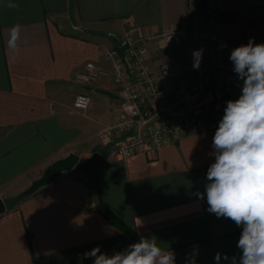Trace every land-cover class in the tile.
<instances>
[{
	"label": "crops",
	"instance_id": "crops-1",
	"mask_svg": "<svg viewBox=\"0 0 264 264\" xmlns=\"http://www.w3.org/2000/svg\"><path fill=\"white\" fill-rule=\"evenodd\" d=\"M9 3L18 7L9 8ZM196 3L0 0V200L7 207L0 215V264H34V257L105 241L127 247L121 231L102 215V202L135 232L132 243L141 236L155 237L161 248L175 253L176 264H187L193 254L195 264H217V253L219 264H230V258L241 255L237 242L242 228L208 212L206 197L195 195L205 191L219 122L206 123L159 150L106 160L94 179L77 170L65 172L10 208L57 160L71 153L81 160L95 152L108 154L112 143L100 135L120 116L117 85L112 76L89 85L77 77L89 62L112 71L103 52L121 47L126 28L136 31L156 73L173 61L186 81L198 80L192 53L202 48L203 56L210 55V49ZM218 3L226 38L240 45L250 39L264 43V0ZM169 29L182 32L180 44L148 40ZM241 88L242 83L210 94L198 110L238 99ZM80 94L92 99L87 111L73 108ZM89 250L69 256L66 264H92V258L83 259Z\"/></svg>",
	"mask_w": 264,
	"mask_h": 264
},
{
	"label": "built area",
	"instance_id": "built-area-1",
	"mask_svg": "<svg viewBox=\"0 0 264 264\" xmlns=\"http://www.w3.org/2000/svg\"><path fill=\"white\" fill-rule=\"evenodd\" d=\"M203 18L210 55L202 57L196 82L186 81L183 70L173 61L164 63L156 73L132 28H126L120 48L103 52L112 71L89 62L78 74V81L86 85L110 76L117 85L120 116L100 135L103 141L112 143L106 160L128 159L140 152L159 150L206 123L222 119L226 105L201 110L198 106L210 94H223L242 83L228 62V54L240 43L224 36L218 0L206 1ZM158 38L164 39L166 45H178L182 32L169 29L148 40ZM91 103L90 96L80 94L74 99L73 108L87 111Z\"/></svg>",
	"mask_w": 264,
	"mask_h": 264
},
{
	"label": "clouds",
	"instance_id": "clouds-1",
	"mask_svg": "<svg viewBox=\"0 0 264 264\" xmlns=\"http://www.w3.org/2000/svg\"><path fill=\"white\" fill-rule=\"evenodd\" d=\"M192 55L198 70L203 49ZM229 59L242 81L241 94L226 102L212 138L214 162L207 169L205 191L195 195L200 200L206 197L208 212L242 228L237 242L241 255L230 258V264H264V43L250 39L233 48ZM88 258L92 264H176L172 250L161 248L155 237L144 236L113 254L96 246L83 253V259ZM215 259L219 264L221 254ZM224 259H229L226 254ZM187 264H195L194 254Z\"/></svg>",
	"mask_w": 264,
	"mask_h": 264
},
{
	"label": "water",
	"instance_id": "water-1",
	"mask_svg": "<svg viewBox=\"0 0 264 264\" xmlns=\"http://www.w3.org/2000/svg\"><path fill=\"white\" fill-rule=\"evenodd\" d=\"M207 0H197L195 13L198 17L203 18L205 15V7ZM106 156L95 152L91 157L81 160L78 155L71 153L67 157L57 160L53 163L40 178L36 179L31 186L22 194V198H26L35 194L38 190L54 183L65 172L77 170L84 173L87 177L94 179L100 167L105 163ZM7 211L6 204L0 200V215Z\"/></svg>",
	"mask_w": 264,
	"mask_h": 264
},
{
	"label": "trees",
	"instance_id": "trees-1",
	"mask_svg": "<svg viewBox=\"0 0 264 264\" xmlns=\"http://www.w3.org/2000/svg\"><path fill=\"white\" fill-rule=\"evenodd\" d=\"M22 199L23 198L21 195L18 196L14 200L13 205H11L10 208H12L18 201H21ZM100 207H101L100 208L101 213L104 216V218L121 231L122 236H124V238L126 239L125 240L123 238L122 239L123 242L127 241L126 243L132 244V242L136 240L135 232L132 229H130L122 220H120L118 216H116L106 204L102 202ZM116 243H118V241L116 240L105 241V242L97 243L95 244V246H99L100 249H106L107 247L113 246L112 244H116ZM92 248L94 247H84L74 251L63 252L48 257H36V258L34 257V264H66L65 261L68 259L67 257L71 255H77L78 253H80L85 249L91 250Z\"/></svg>",
	"mask_w": 264,
	"mask_h": 264
},
{
	"label": "rangeland",
	"instance_id": "rangeland-1",
	"mask_svg": "<svg viewBox=\"0 0 264 264\" xmlns=\"http://www.w3.org/2000/svg\"><path fill=\"white\" fill-rule=\"evenodd\" d=\"M112 245L113 246L107 247L106 249H101V252L108 253V254H113L114 252L121 251V250H124L126 248V247H116V244H112ZM67 258L69 259L71 257H67ZM78 259H82V258L79 257Z\"/></svg>",
	"mask_w": 264,
	"mask_h": 264
}]
</instances>
